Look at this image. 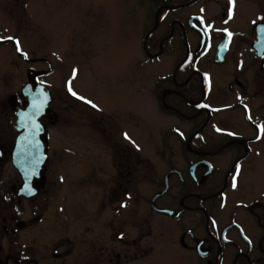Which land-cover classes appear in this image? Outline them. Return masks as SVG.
Wrapping results in <instances>:
<instances>
[{
  "label": "flooded vegetation",
  "instance_id": "obj_1",
  "mask_svg": "<svg viewBox=\"0 0 264 264\" xmlns=\"http://www.w3.org/2000/svg\"><path fill=\"white\" fill-rule=\"evenodd\" d=\"M131 15L132 29L121 32L122 14L88 21L85 65L109 50L124 60L123 95L110 114L123 120L114 129L124 141L139 142L141 100L182 124L148 139L163 157L142 208L148 229L140 232L137 202L127 229L122 205L131 203L122 196L130 192L122 186L109 200L105 191L97 217L77 215L75 208L65 212L49 198L46 165L60 118L52 94L41 118L49 157L42 178H34L38 193L20 195L24 181L12 163L19 132L11 118L29 100L22 89L20 95L3 90L0 168L6 164L16 175L0 172V264H264V20L258 19L264 0H235L234 6L231 0H136ZM19 56L46 64L38 69L48 70L41 82L53 72L47 57ZM100 108L99 131L107 141L110 122ZM116 159L119 177L127 178L142 158L131 150ZM155 216L167 232L152 234L147 222Z\"/></svg>",
  "mask_w": 264,
  "mask_h": 264
},
{
  "label": "rangeland",
  "instance_id": "obj_2",
  "mask_svg": "<svg viewBox=\"0 0 264 264\" xmlns=\"http://www.w3.org/2000/svg\"><path fill=\"white\" fill-rule=\"evenodd\" d=\"M134 1L0 0V37H12L16 42L19 41V47L30 58L47 57L53 63V72L42 78L57 100L60 114L58 124L54 126L57 132L50 140L51 155L46 165L49 198L58 200L65 212L75 208L78 209L77 215L88 213L91 217H97L100 216L99 208L105 199V191L109 192L106 196V200H109L122 186L123 191L129 189L130 192L128 196H122L123 200L131 203L124 208V219L129 225L127 229L132 231V218L137 216L134 205L138 203L141 207L139 211L143 212L139 214L142 232L148 229L143 221V216H146L142 210L145 197L155 188L163 163V157L158 151L160 147L150 144L152 140H148L149 136L160 137L163 132L167 133L168 127L176 128L177 132L182 124L177 116L160 113L156 103L155 107L149 108L141 100L139 145L124 141L121 133L114 129V124H121L123 120L119 121L113 115L114 121L110 114L118 111V103L123 95L119 81L124 73L125 62L117 59L119 51L114 55L109 50L106 56L94 58L91 66H87L84 42V29L88 21L96 20V16L104 17L107 13L115 16L122 14L118 32L126 28L131 30ZM29 67L41 69L46 64L27 63L17 54L12 44L1 43L0 94L3 90H9L12 94L20 95L22 85L28 81ZM73 70H76L75 77ZM69 80L72 81L76 96L68 90ZM81 96L97 107H89L85 99H79ZM100 107L108 113L110 122L111 136L107 141L99 131ZM131 150L141 156V164L135 165L133 176L119 177L116 154H126ZM11 168L6 164L0 168L3 178L5 175H16ZM158 219L155 216L147 222L153 235L166 231L162 224L164 221Z\"/></svg>",
  "mask_w": 264,
  "mask_h": 264
},
{
  "label": "water",
  "instance_id": "obj_3",
  "mask_svg": "<svg viewBox=\"0 0 264 264\" xmlns=\"http://www.w3.org/2000/svg\"><path fill=\"white\" fill-rule=\"evenodd\" d=\"M256 38L254 45L256 51L259 52L261 45ZM8 41L10 40H3V42ZM13 41L19 52L26 56L25 53L20 51L17 42ZM47 71H39L35 68L28 70V82L22 86V92L26 99L29 100V105L24 109H18L11 118L12 126L20 132L15 142L12 163L24 181L19 189V194L27 197L38 193V190L33 187L34 178L35 176L42 178L41 172L45 169V164L48 160V144L42 138V135H46L47 132L41 123V118L47 111L51 100V93L48 86L39 81V77ZM29 190H31V194H29ZM167 190L168 186L158 195L164 194ZM161 211L167 212L168 210Z\"/></svg>",
  "mask_w": 264,
  "mask_h": 264
},
{
  "label": "snow or ice",
  "instance_id": "obj_4",
  "mask_svg": "<svg viewBox=\"0 0 264 264\" xmlns=\"http://www.w3.org/2000/svg\"><path fill=\"white\" fill-rule=\"evenodd\" d=\"M231 2H232V5L234 6L235 0H231ZM229 18H231V13H230ZM258 19L264 20V17H260ZM253 24H256V21H253ZM228 36H229V38H231V33H228ZM3 39H5V38L0 37V40H3ZM7 39L11 40L13 38L12 37H8ZM17 45H19V41H17ZM75 75H76V70H73V77H75ZM68 90H69V92H71V94L73 96H76L77 95V93L74 92L73 89H72V81L71 80L68 81ZM79 99L84 100L85 98L81 96V97H79ZM86 102L88 104L92 105V107H94V108L97 107L96 105L92 104V101H90V100L89 101H86ZM262 131H264V126H262ZM125 138L126 139H130L128 137L127 133H125ZM238 172H239V169H237V173ZM235 186H236L235 181H233V187H235ZM29 194H31V190H29ZM122 206L126 207V205H122Z\"/></svg>",
  "mask_w": 264,
  "mask_h": 264
}]
</instances>
